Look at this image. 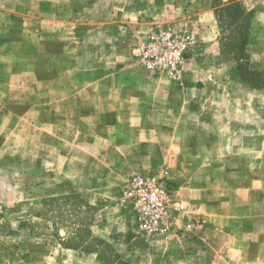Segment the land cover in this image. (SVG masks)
Listing matches in <instances>:
<instances>
[{
	"label": "rangeland",
	"instance_id": "374dc122",
	"mask_svg": "<svg viewBox=\"0 0 264 264\" xmlns=\"http://www.w3.org/2000/svg\"><path fill=\"white\" fill-rule=\"evenodd\" d=\"M229 1L113 3L122 14L136 11L138 18L129 19L136 26L144 19L152 21L142 26L131 43L142 70L180 87L188 72L202 73V81H214V75L223 73L224 89L242 96L243 114L238 122L244 124L238 135L258 140V165L251 168L249 163L250 174L234 177H190L192 182L187 187L201 178V199L219 200L228 197L224 186L231 182L247 186L258 176L262 184L256 199L263 219L260 230L264 232V88L250 83L253 73L264 70V0H237L247 14L238 25L231 19ZM91 2L73 1L70 11ZM38 3L39 0H0V205L6 216L0 223V264H247L240 252L234 251L232 241L223 237L225 220L212 223L211 229L221 236L210 239L204 218L195 213V196L179 197L177 189L174 203L181 210L174 217L172 232L159 236L137 231L136 220L120 204L122 189L137 173L161 175L168 169L175 181L178 169L164 165L154 171L129 172L115 144L104 139H77L78 131L66 125L63 111H58L56 117L52 115L57 125L50 128L49 96L44 94L50 84L48 78H42L50 65L40 62L49 56L45 47L48 41L36 32L40 14L34 7ZM56 4L64 11V0ZM97 9L93 7L94 16ZM8 10L18 13L12 25ZM161 25L190 30L199 38L187 58L190 61L183 64L179 83L163 73L147 71L137 56L139 42ZM63 99L58 97V106ZM183 164L189 170L195 167L191 161ZM189 223L193 225L190 230ZM235 242L239 246V241Z\"/></svg>",
	"mask_w": 264,
	"mask_h": 264
},
{
	"label": "crops",
	"instance_id": "0c3cea01",
	"mask_svg": "<svg viewBox=\"0 0 264 264\" xmlns=\"http://www.w3.org/2000/svg\"><path fill=\"white\" fill-rule=\"evenodd\" d=\"M64 1V11L57 0H39L34 7L40 14L37 35L48 41L49 56L40 62L50 65L42 76L50 84L44 93L49 96L50 128L57 125L52 115L63 111L66 125L77 129V139H104L115 144L129 172L154 171L164 165L178 169L172 181L174 191L177 189L179 197L195 196V213L204 218L207 236H221L211 228L212 223L224 219L223 237L232 241L234 251H239L247 264L264 261V232L256 199L262 184L258 176L247 186L233 182L224 186L228 197L219 200L201 199V178L187 187L190 177H234L250 174L249 163L251 168L258 165V140L238 135L244 124L238 122L243 114L242 96L224 89L223 73L214 75V81H202V73L188 72L180 87L142 70L131 43L142 26L152 21L144 19L136 26L129 20L138 18L136 11L122 14L113 0H92L70 11L76 0ZM93 7L98 8L96 16ZM7 13L12 25L18 13ZM205 74L210 75L208 71ZM58 97H64L61 106ZM184 161L195 167L185 168ZM206 183L210 185V181Z\"/></svg>",
	"mask_w": 264,
	"mask_h": 264
},
{
	"label": "built area",
	"instance_id": "2783aa9c",
	"mask_svg": "<svg viewBox=\"0 0 264 264\" xmlns=\"http://www.w3.org/2000/svg\"><path fill=\"white\" fill-rule=\"evenodd\" d=\"M199 38L190 30H178L173 26H157L138 45L137 56L143 68L153 73H163L179 83L183 77V64L198 45ZM173 179L168 169L161 175L137 173L122 189L120 204L129 210L137 223V231L148 235H169L173 221L181 207L174 203ZM6 220L0 205V223ZM189 223L187 229H192Z\"/></svg>",
	"mask_w": 264,
	"mask_h": 264
},
{
	"label": "trees",
	"instance_id": "16d2710c",
	"mask_svg": "<svg viewBox=\"0 0 264 264\" xmlns=\"http://www.w3.org/2000/svg\"><path fill=\"white\" fill-rule=\"evenodd\" d=\"M228 8L231 11V19L236 25H238V22L243 21L247 16L237 0H230ZM246 46L247 40L244 42V47ZM252 75L253 80L250 81V83H253L256 87L264 88V70L260 73H253Z\"/></svg>",
	"mask_w": 264,
	"mask_h": 264
}]
</instances>
